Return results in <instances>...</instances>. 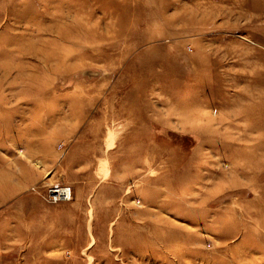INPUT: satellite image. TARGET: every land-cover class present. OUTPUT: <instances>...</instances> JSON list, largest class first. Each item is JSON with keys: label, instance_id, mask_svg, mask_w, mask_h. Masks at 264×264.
Returning a JSON list of instances; mask_svg holds the SVG:
<instances>
[{"label": "rangeland", "instance_id": "374dc122", "mask_svg": "<svg viewBox=\"0 0 264 264\" xmlns=\"http://www.w3.org/2000/svg\"><path fill=\"white\" fill-rule=\"evenodd\" d=\"M0 264H264V0H0Z\"/></svg>", "mask_w": 264, "mask_h": 264}, {"label": "built area", "instance_id": "2783aa9c", "mask_svg": "<svg viewBox=\"0 0 264 264\" xmlns=\"http://www.w3.org/2000/svg\"><path fill=\"white\" fill-rule=\"evenodd\" d=\"M49 195L52 196L51 199L56 201H64L70 199V189L66 186L52 187L49 189Z\"/></svg>", "mask_w": 264, "mask_h": 264}]
</instances>
